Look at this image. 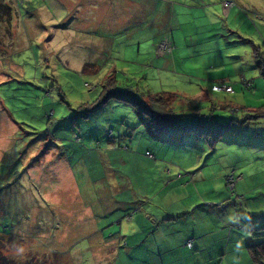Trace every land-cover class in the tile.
<instances>
[{"label":"crops","instance_id":"1","mask_svg":"<svg viewBox=\"0 0 264 264\" xmlns=\"http://www.w3.org/2000/svg\"><path fill=\"white\" fill-rule=\"evenodd\" d=\"M224 1L75 0L79 7L71 10V14L76 16L68 15L71 23L64 22L67 16L63 19L60 14H51L49 17L50 14L35 10L39 27L34 24L33 29L39 33L32 36H40L37 42L51 45L50 53L64 64L75 67L90 64L93 68L90 74L97 71L99 66L96 62L105 58L110 50L112 41L109 35L116 37L117 45H122L120 57L126 62L133 57L138 59L142 52L157 51L155 48L161 35L170 30L177 45L176 54L161 56L154 53L157 69L148 72L144 81L149 85L148 92L172 93L176 98L173 107L179 108L183 103L185 109L192 106L189 115L199 114L196 104L208 100L212 106L233 111L227 112L229 114L215 111L213 115L218 122L225 123L228 115L239 114L240 117L238 120L232 118L227 131L213 146H209L205 139L193 136H185L181 140L158 139L150 135L148 127L142 126L144 136L141 138L140 134L138 137L135 151L125 147L112 150L129 173H116L117 177L115 173L109 175L111 183L106 185L112 191L101 193L95 208L93 202L82 206V200L89 192L87 187L85 191H80L70 170L82 197L77 201L82 206L80 213L89 210L93 216L84 226H99V221L94 219L98 205L103 212L101 217L108 218V223H111V217L120 222V229L107 233V236H103L102 230L86 231L99 237L97 242H103L107 247L106 254H102V264H264V244L258 246L254 254L249 248V245L264 242V75L260 69L246 71L242 67L243 46L241 49L236 47L229 56H218L223 50L221 36L229 33L248 37L256 35L249 22H245V15L235 8V3L230 0L232 4L225 6ZM251 2L244 3L253 8L255 17L261 21L258 23L259 35L264 38V0ZM11 6L14 9V5ZM115 12L118 18L114 19ZM30 14L26 12L22 16L26 19ZM221 16L244 21L249 31L240 28L228 33L229 29L221 30ZM173 18L175 21H172ZM194 18L199 21V26H193ZM208 21H212L214 29ZM140 22L149 23L146 33L136 28ZM83 29L85 32L94 31L86 33V36L82 33ZM99 30L108 36L101 34L100 38H94ZM205 30L208 32L203 33ZM63 31L65 35L60 38L71 46V52L70 46L67 47L65 60L61 58L62 51L58 46V36ZM242 36L252 45L250 62L260 68V62L264 61V46L260 47L252 39ZM76 46L82 47L84 54L78 63H74L72 55ZM41 56L43 60L48 59V55L44 56L42 52ZM209 58L213 61L210 62ZM130 68L128 73L132 76L135 68ZM175 69L184 73H176ZM158 78L166 82V86L162 81L163 85L157 84ZM176 78L182 79L187 86L178 88ZM243 79L249 81V87L243 85ZM217 82L231 84L233 92L211 91V85ZM216 93L233 94L234 98L218 100ZM257 114V118L251 117ZM250 129L260 131L258 142L247 138ZM147 151L153 154V158L145 155ZM158 161L174 164L175 167L170 171H156ZM196 167L200 171L193 178L186 176L187 170ZM230 169H235L238 175L236 190L241 200L236 201V206L230 203L225 188V175ZM62 172L65 173L64 170ZM178 172L182 174L177 175ZM93 184L98 185L97 182ZM116 193L120 197L113 199ZM108 196L111 198H106ZM133 210L132 218L125 220L124 216ZM189 239H192L191 247L186 245Z\"/></svg>","mask_w":264,"mask_h":264},{"label":"rangeland","instance_id":"2","mask_svg":"<svg viewBox=\"0 0 264 264\" xmlns=\"http://www.w3.org/2000/svg\"><path fill=\"white\" fill-rule=\"evenodd\" d=\"M3 1L14 5L15 15L11 23L4 20L0 22V232L3 234L0 233V253L24 264H102V254H106L107 247L103 242H97L99 237L89 235L86 231L102 230L103 236H107V233L120 229V222L111 217V223H108V218L101 217L103 212L98 205L94 219L99 221V226H84L93 216L89 210L80 211L86 203L93 202L94 205L96 199H101V193H111L112 190L106 185L111 183L109 175L115 173L117 177V174L129 173L124 164L116 159L117 155L112 150L125 147L135 151L136 141L140 134L143 138L142 132L145 130L139 125L138 113L127 103L111 99L86 117L83 116L80 106L93 102L101 90V82L105 83L113 77L114 69L110 68L111 65L116 70V87L123 89L131 86L141 97L149 87L144 83L145 75L157 69V59L154 58L157 52H142L138 59L133 57V60L125 62L120 57L122 45H117L116 37L99 30L94 38H100L104 34V37H111L112 44L105 58L96 62L99 66L97 71L90 74L92 66L89 65L84 70V64L76 67L64 64L50 53L51 45L45 46L44 41L37 42V37L40 36H32L39 33L33 29L34 24L39 27L36 23L39 22L36 11L48 13L49 17L60 14L64 19L67 16L64 22L71 23L68 15L73 8L79 7L75 0H29V3L28 0ZM232 1L235 8L245 15V22H249L256 35L248 37L229 33L240 28L249 31V27L242 20L233 21L231 16L228 19L221 16L220 29H229V34L221 36L223 50L218 56H229L236 47L241 49L243 46L242 67L246 71L260 69L258 64L250 62L252 45L241 36L252 39L260 47L264 46V38L259 35L261 30L258 23L261 21L255 17L253 8L244 3L251 4V0ZM26 12L31 14L24 19L22 14L26 15ZM116 17L118 18V13L115 12L114 19ZM208 22L214 29L212 21ZM141 23L136 28L146 33V25L149 23ZM192 24L199 26V21L194 18ZM77 28L80 27L77 25ZM122 30L120 31L124 33ZM93 31L85 32L83 29L82 33L86 35ZM206 32L208 31L203 33ZM63 35L64 31L58 37ZM164 36L166 33L160 39ZM58 46L62 51L61 58L65 60L67 47L70 45H66V40L60 38ZM69 49L71 52V46ZM176 49L177 47L170 55L174 56ZM41 52L44 56L48 55L47 60H43ZM82 52V47H75L72 54L74 63L84 57ZM212 58H209L210 62L213 61ZM261 64L262 62L260 66ZM128 67H131L130 70L135 68L134 73H131L133 77L129 75ZM175 72L184 73L181 69H175ZM176 79L178 81L175 85L178 88L187 86L182 79ZM161 81V78L156 80L157 84L166 86V82L162 81V84ZM215 95L218 100H223L224 97L234 98L233 94ZM175 102L171 103L172 107ZM196 105L202 117L213 115L215 111L226 114L233 112L217 105L212 106L208 100ZM182 107L185 109L184 103L179 105V108ZM186 107L185 111H191V105ZM180 111L179 109L176 113L179 114ZM238 115L226 116V122H230L232 118L238 120ZM209 117L213 119V116ZM253 129L247 132V138L258 142L260 131ZM128 134L131 135L127 136ZM77 137L79 141H76ZM152 156L153 154L147 155L149 158ZM156 164V171L159 172L170 171L175 167L174 164L161 161ZM199 169L196 167L187 170L186 176L193 178ZM70 170L80 191H85L84 188L87 187L89 194L85 195L86 199L82 200ZM232 170L238 177L235 169H230L226 173L228 176L225 175V184L233 187L230 173ZM179 174L182 172L177 173ZM95 182L98 183L97 186L93 184ZM119 197L116 193L113 199ZM236 198L233 199L237 200ZM78 199L82 200V206L77 204ZM133 211L125 215L124 219L127 220ZM109 244L110 242L107 246Z\"/></svg>","mask_w":264,"mask_h":264},{"label":"trees","instance_id":"3","mask_svg":"<svg viewBox=\"0 0 264 264\" xmlns=\"http://www.w3.org/2000/svg\"><path fill=\"white\" fill-rule=\"evenodd\" d=\"M13 12L14 9L10 4L4 2L3 0H0V22L4 20L6 23L7 22L11 23V20L13 19L14 16ZM165 33L168 40L171 42L174 48H176L177 45L171 36V31L167 30ZM173 49L170 52H172ZM170 52L163 54V56L170 55ZM261 62L262 64L260 66V70L262 75H264V61ZM89 65L90 64H85L83 69L85 70ZM117 81L118 80L116 79V76L114 74L110 80H107V82L105 83L101 82L102 87L101 90L99 91L97 98L91 103L81 104L80 108L83 110V116L85 117L88 116V113L94 112L99 107L107 103L109 100L114 99L131 105L138 113L140 120L139 125L148 127L151 130L152 136L157 137L158 139L173 138V139L181 140L185 136H193L195 138L205 139L206 143L209 146L215 145V143L222 138L225 131H227V129L229 128V124H230L229 122H225V123L218 122L217 118L214 115H207L205 117H202L200 113L189 115L188 111H185L184 109H182L180 113L177 114L176 113L177 110L181 108L172 107L171 103H174L176 101V98L170 92L151 94L150 92L147 91V92H143L142 96L139 97L138 93L131 86H128L127 88H123V89H118L116 87L118 85ZM258 115L259 114L251 115V117L257 118ZM209 116H213V119ZM75 139L76 141H79L78 137ZM147 153L151 154L150 152L147 151L145 153L146 156ZM236 184H237V180H236ZM236 184L234 188V195L230 194V191L228 190L225 184V188L228 192L227 194L229 196L230 203L235 206L237 204L236 201L239 200V198H237V200L233 199L234 197L239 196L236 190ZM134 212L135 210L132 212V214H130L131 218ZM0 231H1V227H0ZM261 244H264V242L258 243V245H254V244L249 245L251 252L253 254L256 253L257 247L260 246ZM0 264H24V263H19L15 259L9 258L4 254L0 253Z\"/></svg>","mask_w":264,"mask_h":264},{"label":"built area","instance_id":"4","mask_svg":"<svg viewBox=\"0 0 264 264\" xmlns=\"http://www.w3.org/2000/svg\"><path fill=\"white\" fill-rule=\"evenodd\" d=\"M231 1L229 0H225L223 2V4L225 6H230L231 5ZM174 48V46L171 44V42L168 40L167 36H164L162 39H160L159 43H158V46H157V52L159 55H163L167 52H170L172 49ZM242 83L245 87H248L250 85L249 81H246L245 79L242 80ZM211 90L212 91H215V92H230L232 93L233 92V88H232V85L231 84H227L225 82H217V83H214L212 86H211ZM149 153H147L148 155ZM231 179H232V183H233V187L230 185H228L226 183V187L228 188V190L230 191V194L234 195V188H235V184H236V180H237V177L235 176V173H234V170H232L231 172ZM228 176V175H226ZM227 181V180H226ZM225 181V182H226ZM236 197H239V196H236ZM235 197V198H236ZM237 199V198H236ZM131 218V216L127 217L126 219L129 220ZM191 243H192V239H189L187 241V246H191Z\"/></svg>","mask_w":264,"mask_h":264}]
</instances>
